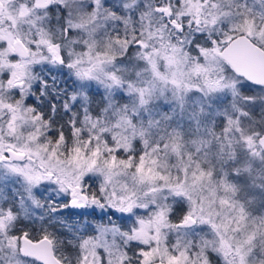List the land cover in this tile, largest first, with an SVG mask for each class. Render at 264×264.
<instances>
[{
  "label": "snow or ice",
  "instance_id": "snow-or-ice-1",
  "mask_svg": "<svg viewBox=\"0 0 264 264\" xmlns=\"http://www.w3.org/2000/svg\"><path fill=\"white\" fill-rule=\"evenodd\" d=\"M0 264H264V0H0Z\"/></svg>",
  "mask_w": 264,
  "mask_h": 264
}]
</instances>
